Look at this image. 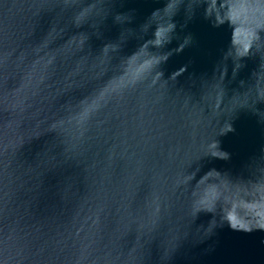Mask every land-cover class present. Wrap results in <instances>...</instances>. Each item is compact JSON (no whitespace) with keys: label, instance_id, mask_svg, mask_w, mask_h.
I'll return each mask as SVG.
<instances>
[{"label":"water","instance_id":"water-1","mask_svg":"<svg viewBox=\"0 0 264 264\" xmlns=\"http://www.w3.org/2000/svg\"><path fill=\"white\" fill-rule=\"evenodd\" d=\"M261 224L264 0H0V264H264Z\"/></svg>","mask_w":264,"mask_h":264},{"label":"clouds","instance_id":"clouds-1","mask_svg":"<svg viewBox=\"0 0 264 264\" xmlns=\"http://www.w3.org/2000/svg\"><path fill=\"white\" fill-rule=\"evenodd\" d=\"M173 28H174V25L171 24L168 30L172 31ZM164 31L165 30H163V29H158L155 32V42H156V44H158V45L161 44L162 39H163ZM246 52H247V49H245V53H242V54H246ZM213 156L217 157L215 154H213ZM218 158L226 159L227 158V154L225 153L224 156L218 157ZM228 219H229V222H230V225H231L232 228H234V229L241 228V229H244V230H248L246 225H242V224L238 225L231 216H229ZM260 226L264 227V224H261Z\"/></svg>","mask_w":264,"mask_h":264}]
</instances>
